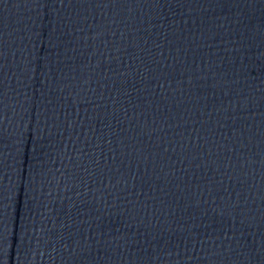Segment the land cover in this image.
<instances>
[{
    "label": "water",
    "instance_id": "obj_1",
    "mask_svg": "<svg viewBox=\"0 0 264 264\" xmlns=\"http://www.w3.org/2000/svg\"><path fill=\"white\" fill-rule=\"evenodd\" d=\"M0 264H264V0H0Z\"/></svg>",
    "mask_w": 264,
    "mask_h": 264
}]
</instances>
